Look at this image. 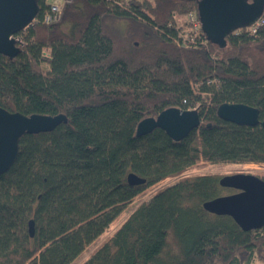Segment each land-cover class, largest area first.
Returning a JSON list of instances; mask_svg holds the SVG:
<instances>
[{"label": "trees", "instance_id": "trees-1", "mask_svg": "<svg viewBox=\"0 0 264 264\" xmlns=\"http://www.w3.org/2000/svg\"><path fill=\"white\" fill-rule=\"evenodd\" d=\"M37 1L38 19L49 4ZM190 12L187 0H72L57 22L16 33V56L0 54L1 108L67 118L21 136L0 175V264H71L170 177L82 264H264V226L245 231L203 209L231 189L216 175H183L201 160L264 164V129L216 113L237 103L264 119V27L238 29L224 47L202 31L186 43ZM172 107L196 108L198 127L180 141L158 128L135 135ZM130 173L145 182L129 185Z\"/></svg>", "mask_w": 264, "mask_h": 264}, {"label": "water", "instance_id": "water-1", "mask_svg": "<svg viewBox=\"0 0 264 264\" xmlns=\"http://www.w3.org/2000/svg\"><path fill=\"white\" fill-rule=\"evenodd\" d=\"M197 5L202 32L212 42L224 47L225 38L232 32L253 25L264 12V0H187ZM39 11L37 0H0V54L14 57L19 52L13 36L27 28ZM217 116L225 121L248 127L260 125L258 109L237 103H223L217 107ZM67 118L19 112L0 107V175L15 162L19 140L24 134L48 132ZM200 118L196 109L167 108L156 117L139 121L135 135L142 136L158 128L174 141L185 138L197 128ZM129 185H141L145 180L133 173L127 176ZM219 185L234 192L203 203V209L218 216H229L243 230L264 226V180L252 174L236 173L221 176ZM29 235L34 234V223L29 221Z\"/></svg>", "mask_w": 264, "mask_h": 264}, {"label": "rangeland", "instance_id": "rangeland-1", "mask_svg": "<svg viewBox=\"0 0 264 264\" xmlns=\"http://www.w3.org/2000/svg\"><path fill=\"white\" fill-rule=\"evenodd\" d=\"M59 0H45L46 4H52ZM187 21V17H186ZM236 173L252 174L260 178L264 177V164L257 163H210L204 160L199 161L196 165L189 168L183 173L184 176L193 175H216L217 177L231 175ZM177 177H170L158 184L144 190L137 195L129 204L125 206L122 212L117 216L114 222L110 225L108 230L98 237L92 244L86 247V249L71 263L82 264L85 262L103 243H105L111 235L119 228L121 223L130 215V213L143 202H147L157 190L164 186L172 185L177 181ZM232 190H226L224 194L233 193Z\"/></svg>", "mask_w": 264, "mask_h": 264}, {"label": "built area", "instance_id": "built-area-1", "mask_svg": "<svg viewBox=\"0 0 264 264\" xmlns=\"http://www.w3.org/2000/svg\"><path fill=\"white\" fill-rule=\"evenodd\" d=\"M71 1L72 0H59L58 2L49 4L48 7L42 13L41 17H39L38 19L35 17L31 25L36 24L38 22H42L44 24L57 22L61 18L63 7ZM187 25V30H184L181 34L182 41L186 43H193L196 38H199L201 36L200 31H202L201 23L195 12H190L187 15ZM262 27H264V19L259 18V20L256 21L253 25L249 26L248 29L250 30L251 35H257L258 31ZM13 38L17 44L22 42L21 35L15 34ZM192 109L196 108H190L188 110Z\"/></svg>", "mask_w": 264, "mask_h": 264}]
</instances>
